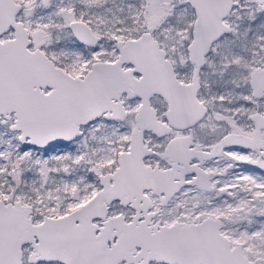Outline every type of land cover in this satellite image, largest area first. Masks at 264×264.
Returning a JSON list of instances; mask_svg holds the SVG:
<instances>
[{"label": "snow or ice", "instance_id": "snow-or-ice-1", "mask_svg": "<svg viewBox=\"0 0 264 264\" xmlns=\"http://www.w3.org/2000/svg\"><path fill=\"white\" fill-rule=\"evenodd\" d=\"M0 264H264V0H0Z\"/></svg>", "mask_w": 264, "mask_h": 264}]
</instances>
